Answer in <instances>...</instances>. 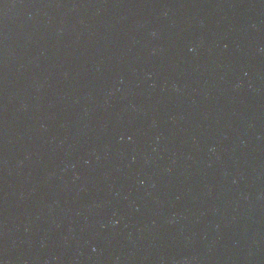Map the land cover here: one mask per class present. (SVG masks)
Here are the masks:
<instances>
[{
    "label": "water",
    "instance_id": "water-1",
    "mask_svg": "<svg viewBox=\"0 0 264 264\" xmlns=\"http://www.w3.org/2000/svg\"><path fill=\"white\" fill-rule=\"evenodd\" d=\"M0 264H264V0H0Z\"/></svg>",
    "mask_w": 264,
    "mask_h": 264
}]
</instances>
